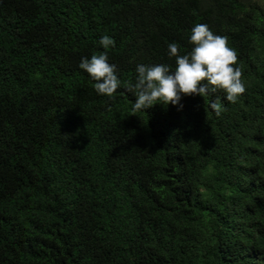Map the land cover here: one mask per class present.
<instances>
[{"label": "trees", "instance_id": "trees-1", "mask_svg": "<svg viewBox=\"0 0 264 264\" xmlns=\"http://www.w3.org/2000/svg\"><path fill=\"white\" fill-rule=\"evenodd\" d=\"M198 23L229 37L245 93L133 114L137 65L174 71ZM102 52L112 98L79 68ZM0 264H264V5L0 0Z\"/></svg>", "mask_w": 264, "mask_h": 264}, {"label": "clouds", "instance_id": "clouds-1", "mask_svg": "<svg viewBox=\"0 0 264 264\" xmlns=\"http://www.w3.org/2000/svg\"><path fill=\"white\" fill-rule=\"evenodd\" d=\"M99 43L104 49L115 46V40L108 35H103ZM190 43L193 47L184 55L179 54L177 43L168 44L169 55L176 58L174 71L166 64L137 65L136 83L128 86L136 96L133 114L156 103L179 105L182 96L204 97L218 89L231 103L245 93L242 69L236 66L237 50L229 46L228 36L214 34L207 24L198 23L191 29ZM79 68L96 81L94 88L100 95L112 98L121 86L117 66L108 62L106 52L82 57ZM210 107L217 116L221 115L223 109L217 102Z\"/></svg>", "mask_w": 264, "mask_h": 264}, {"label": "rangeland", "instance_id": "rangeland-1", "mask_svg": "<svg viewBox=\"0 0 264 264\" xmlns=\"http://www.w3.org/2000/svg\"><path fill=\"white\" fill-rule=\"evenodd\" d=\"M256 1H258V2H260L261 4L264 5V0H256Z\"/></svg>", "mask_w": 264, "mask_h": 264}]
</instances>
